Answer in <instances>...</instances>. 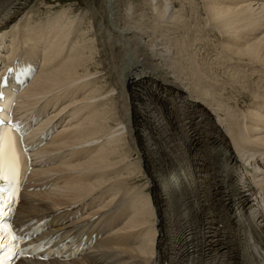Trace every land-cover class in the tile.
Returning a JSON list of instances; mask_svg holds the SVG:
<instances>
[{
	"label": "bare ground",
	"instance_id": "1",
	"mask_svg": "<svg viewBox=\"0 0 264 264\" xmlns=\"http://www.w3.org/2000/svg\"><path fill=\"white\" fill-rule=\"evenodd\" d=\"M35 1L0 0V44L3 45L0 58L11 59L8 66L16 59L21 64L41 60L40 69L22 93L18 108L25 113L42 102L44 109L52 108L53 116L42 120L31 134L35 137L51 127L56 129L50 142L36 156L38 161L49 158L58 162L35 176L48 177L53 183L52 189L23 194L17 217L23 222L60 207L82 203L100 193L93 203L99 202V210L111 209L104 212L107 216L110 214L108 220L122 212L118 221H107L108 224L123 219L125 222L84 258L69 263L25 259L18 264H168L171 238L182 232L192 247L204 243L208 220L213 227L219 225L222 229L223 248L217 252V264H264V254L261 253L262 257L257 251L258 246L264 249V0H200L206 8L204 27L213 24L217 31L212 35L197 31L195 35L201 37L192 47L193 25L185 24L189 21L182 22L180 18L189 20L194 10L192 15L182 12L183 15L170 16L169 24L176 21L175 27L184 31L175 41L178 47H174L173 39H168V33L166 37L159 34L161 27L153 25L154 20L148 30L131 25L117 30V26L111 25L120 42L109 38L101 47H118L124 52V65H120L117 74L113 71L115 85L112 83L110 91L116 94L108 99L104 88L97 90L96 87L80 101L75 97L96 85L99 79L92 78L93 73L88 71L94 60L90 59V49L95 41H85V32L76 45L77 41L73 43L72 38L76 19L71 18L70 11L41 18L36 16ZM114 1L104 3L109 25L116 15L114 9L119 8V3L116 6L117 1ZM191 1L185 0L189 5L193 4ZM148 3L145 1L144 5L149 7L150 16H154L159 8H152L153 4ZM163 3L173 10L166 6L158 15L178 12L167 0ZM196 18L197 25L203 21L199 14ZM126 20H129L128 14ZM70 23L73 35L68 41L72 45L68 51ZM101 31L112 35L106 28L98 33ZM203 37H207L206 40ZM210 37L221 43L215 42L221 46L216 54L214 50L213 54L206 50L208 48L206 54L202 53L197 47L204 42L209 46ZM25 45L28 48L24 53L15 56ZM186 45L190 47L184 49ZM196 60H203L205 69L197 65ZM223 65L227 68L226 75L237 77L232 80L248 93L241 97L249 102L247 107L243 105L244 109L239 107L238 101L230 102V98L223 97L224 85L222 94L216 97V87L223 83L203 79ZM198 79L203 82L199 83ZM49 96L50 101H46ZM64 101L68 103L60 109ZM57 104L58 108H53ZM98 106L101 109L98 110ZM62 114L67 120L62 121ZM110 122L114 125H109ZM124 141L127 149L130 148L128 157L116 150ZM133 154L137 155L141 167L138 176L134 175L137 170L131 163ZM199 156L206 160V165ZM200 169L207 174L205 179H201ZM124 171L129 172L124 176ZM143 179L146 184L136 187ZM63 227L50 228L41 237ZM250 236L258 246H253ZM221 257L224 260L219 262ZM204 260L199 257L184 264H207Z\"/></svg>",
	"mask_w": 264,
	"mask_h": 264
},
{
	"label": "rangeland",
	"instance_id": "2",
	"mask_svg": "<svg viewBox=\"0 0 264 264\" xmlns=\"http://www.w3.org/2000/svg\"><path fill=\"white\" fill-rule=\"evenodd\" d=\"M114 1V0H113ZM117 1V3H116V6H117V4L119 3V8H117V9H114V13L116 14L115 16H114V22H115V19H117L116 20V23H117V25H116V23H114L113 21H112V23L109 25L108 23H107V16H108V14H106L107 12H108V10L105 8L106 7V5H107V3H106V0H36L35 1V12H36V16H39V17H41V18H44V17H46V16H53V15H50V14H55V15H57V14H59L58 12H61V11H63V10H69L70 12V16H71V18L74 20V19H76V22L74 21L73 22V27H74V35H73V32L71 31V23H70V30H69V32H71V33H68V36H67V43H66V46H67V49L66 50H68V51H70V49L72 48V45L68 42L70 39H71V36H72V38H74V40L75 41H73V43H75L76 41H77V43H76V45H79V42H80V40L82 39L80 36H82V34L83 33H85V32H87L86 33V40L85 41H92L93 40V44H92V42L90 43H88L89 45H91V46H93V47H91L92 49H90L91 50V53H92V56L90 57V59L92 60V59H94L93 61H91L92 63H91V67H88V71L89 72H91V74L93 75L92 76V78H99L98 79V81H97V83H96V85H94L93 84V88L91 87V86H89V87H87V89H85V90H83V92L82 93H79L78 94V96L77 97H75L76 98V100L78 99L79 101L81 100V98L83 99L84 97H86L87 95H90V91L92 90V91H94L95 89H96V87H97V90H99L98 88H101V87H103L104 89H103V91H104V93H106L105 95H107V97H108V99L110 98V97H113L114 96V94H116V92H112V91H110L111 89V85H112V83H113V85H115L114 83V81H115V79H114V77H115V74H117V72H119V70H118V68L120 69V65H121V67L124 65V63H123V61H122V57H123V55H124V52H122V48L120 49H118V47L116 48V47H112V49L111 48H107L106 46L102 49V47H101V45H104V44H102V42H105L106 40H109V38H110V40L111 41H115L116 40V38H117V41H119L120 40V38H118L119 36L114 32L113 33V31H112V26L114 25V27L115 26H117V27H115L117 30L118 29H120L121 27L122 28H124V27H127L128 25V27H130V25H131V27H135V28H141V29H144V30H148L147 28H148V26L152 23V21L154 20L155 21V23L153 22L152 24L154 25H160V31L161 32H159V34L160 35H165V37H166V35L167 34H165V33H168V35H170V36H167L168 37V39H173L174 40V43H173V40L171 41V44H174V47H175V45H177L176 44V39L178 40V38L180 37V35H181V33H183L184 31H180V29L178 28V27H175L176 25H175V23H176V21L175 22H173L172 24H169V22H171L172 21V19L170 18V16H173V17H175L176 15L178 16L179 15V13H181V15H183V13L185 14V12H186V15H189V14H191L192 15V11L194 12L193 13V15L191 16V18L189 19V20H187L188 18L187 17H183V18H180V21H182V22H185V21H189V23H185V24H187V25H189V26H191V25H193V26H191V30L190 31H192L191 33H192V36H191V47L194 45V42H195V40L196 39H200V37H201V35H200V37H199V35L197 34V35H195L196 33H197V31H200V32H202V34H207V35H212L213 34V32L214 33H216V27H214V25L212 24V27H213V29H212V27H210V26H208V28L207 27H204V21H207V19H206V13H205V10H204V8H205V5H204V3H202V2H199L200 0H190L191 2H193V4H188L189 2H185V0H167L168 1V3H171L172 4V6L173 5H175V7H176V11H178L177 13H175V12H171L173 15H169V14H165V16L164 15H158L159 14V10L160 9H164V8H166V6L167 7H169V4H165V3H163L164 1H166V0H116ZM132 1V2H131ZM149 2V3H151L152 1V3L151 4H149V5H152L151 7L153 8V7H157V8H159V10L157 11V15L155 14L154 16H150V14H152L150 11H148L149 10V7H147L146 8V6L144 5V2ZM151 1V2H150ZM129 2V3H128ZM40 3H43V4H41V6L40 5H37V4H40ZM104 3L106 4L105 6H104ZM115 3V1L113 2V4ZM159 3V4H158ZM183 3V4H182ZM198 3V4H197ZM162 4V5H161ZM124 7H123V6ZM50 7V8H49ZM174 7V6H173ZM174 7V8H175ZM197 7V8H196ZM105 8V9H104ZM181 8V9H180ZM184 8V9H183ZM37 9H38V11H37ZM147 9V10H146ZM197 9V10H196ZM206 9V8H205ZM107 10V11H106ZM124 10H126V12L124 11ZM168 10H173V8H171V7H169L168 8ZM179 10H181L180 12H179ZM54 12H56V13H54ZM134 12V13H133ZM136 12V13H135ZM143 12H147L148 14H146V16L145 15H143L142 13ZM165 12V11H164ZM183 12V13H182ZM190 12V13H189ZM196 12V13H195ZM128 14V19L129 20H126L125 21V19H127V14ZM139 13H140V15H139ZM35 14V13H34ZM120 14V15H119ZM124 14H125V16H124ZM134 14V15H133ZM195 14V15H194ZM196 14H199V16H201L202 17V19H203V21L201 20L200 21V23H198V25L196 24ZM139 15V16H138ZM175 15V16H174ZM77 17V18H74V17ZM130 16V17H129ZM135 16H136V18H135ZM158 16V17H157ZM162 16H163V18H162ZM176 16V17H177ZM195 16V17H194ZM119 17V18H118ZM125 17V18H124ZM141 17V18H140ZM146 17V18H145ZM149 17L151 18V19H149ZM162 19H161V18ZM204 17V18H203ZM133 18V19H132ZM169 18V19H168ZM79 19V20H78ZM138 19H140V21L138 20ZM143 19H145V21L143 20ZM186 19V20H185ZM137 22H136V21ZM143 20V21H142ZM147 20V21H146ZM195 20V22H193V21ZM35 21H38V18L36 17V19H35ZM142 21V22H141ZM126 22V23H125ZM129 22H131V24H129ZM192 22V23H191ZM203 22V23H202ZM77 23V24H76ZM79 23V24H78ZM124 23V24H123ZM128 23V24H127ZM134 23V24H133ZM135 23L137 24L136 26H135ZM142 23V24H141ZM194 23V24H193ZM75 24V25H74ZM144 24V25H143ZM77 25H78V27H77ZM112 25V26H111ZM123 25H126V26H123ZM134 25V26H133ZM195 25L197 26V27H195ZM141 26V27H140ZM145 26H147V27H145ZM173 27V28H171V30H169L167 27ZM16 26H13V28H15ZM204 27V28H203ZM87 28V29H86ZM99 28H101L100 30H104V28H106V29H108L109 30V32H111V36H108V35H106V34H104L103 33V31H101V33H98V32H100V30H99ZM103 28V29H102ZM175 28V30L178 28V30H176V32H175V30H173ZM190 28V27H189ZM166 29V30H165ZM194 29V30H193ZM201 29H204V30H202L201 31ZM211 29H212V31H211ZM98 30V31H97ZM121 30V29H120ZM151 30V29H150ZM168 31V32H164V31ZM210 30V32H208ZM163 31V32H162ZM173 31H174V33H173ZM172 32V33H171ZM178 32V33H177ZM181 32V33H180ZM163 33V34H162ZM171 33V34H170ZM104 34V35H103ZM178 34V35H177ZM173 35V36H172ZM84 36V35H83ZM174 36H176V37H174ZM216 37H217V35H215ZM164 37V38H165ZM170 37V38H169ZM178 37V38H177ZM196 37V38H195ZM79 38H81V39H79ZM204 38V40H206V38L207 37H203ZM98 39H100V40H98ZM115 39V40H114ZM166 39V38H165ZM210 39V41H211V43L209 44V46H207V43L208 42H204V43H202V45H204V46H202V45H199L198 43L199 42H197V47L199 46L200 47V50H202V53H205V52H208V51H210L211 53H212V50H214L213 52L216 54V51L218 50V48H221V46H217V43L218 44H220L221 45V43L217 40L216 41V38H214V37H210L209 38ZM218 39V38H217ZM78 40H79V42H78ZM85 41H84V43H85ZM166 42H167V39L165 40ZM201 41V40H200ZM120 42V41H119ZM215 42H217V43H215ZM74 45V44H73ZM201 46H202V49H201ZM8 47V46H7ZM176 47H178V45L176 46ZM190 47V46H189ZM188 47V45H186L185 47H184V49H188L189 48ZM205 47V48H204ZM95 48V49H94ZM206 48H208V49H206ZM210 48H211V50H210ZM214 48V49H213ZM208 50V51H206V50ZM93 50V51H92ZM112 51V52H110V51ZM193 50V49H192ZM191 50V48L189 49V51H191L192 53L194 52V51H192ZM108 51V52H107ZM97 52V53H96ZM120 52V53H119ZM222 52V51H221ZM219 53L220 54V57H222V55H224L223 54V52L222 53ZM225 52V51H224ZM93 53H96L95 55L93 54ZM109 53V54H108ZM119 53V54H118ZM226 53H228V52H226ZM206 54V53H205ZM213 54V53H212ZM214 54V55H215ZM229 54V53H228ZM110 55V56H109ZM113 55V56H112ZM230 55V54H229ZM94 56V57H93ZM216 56V55H215ZM232 56V55H231ZM230 56V57H231ZM113 58V60H111V59ZM232 58V57H231ZM106 59V60H105ZM116 59V60H115ZM203 60H204V54H203ZM203 60H196V64L198 65H200V67H203V69H205V67L203 66V63H204V61ZM104 61V62H103ZM122 61V62H121ZM124 61H125V59H124ZM200 61V62H199ZM115 62V63H114ZM102 63H103V65H102ZM123 63V64H122ZM211 63V62H210ZM126 64V63H125ZM117 68V69H115L114 68V66ZM112 66H113V68H112ZM224 67H225V65H223ZM223 66H220L219 68H217V69H215V70H213V72H211V74L209 75V76H211V78L208 76V75H206L207 77H205V78H203L204 80L206 79L207 80V82L210 80V82H211V80H216V81H219L220 82V84H222L221 86H218V87H216V92H215V95H216V97H218V95L221 93L222 94V91H221V88L223 87L224 88V86H225V89H224V91H223V93H226V94H223L222 96L223 97H225V98H230L229 100H230V102H232V100H236V101H238L239 102V107L240 108H243L244 109V106L243 105H245L246 107H247V103H249V102H247L246 100H247V98H244V99H241V97L242 96H244V95H246L247 96V94L248 93H246V91H245V89H241V87H239L240 85H239V83H237L236 84V82L235 81H233L232 79H234L235 80V78H237V77H234L233 78V76L231 77L230 75V73H227V75H229L230 77H231V79H230V77L229 76H227L226 75V70H227V68L225 69ZM98 67V68H97ZM102 67V68H101ZM182 67H184V66H182ZM187 67H189V66H187ZM197 67V66H196ZM222 67H223V69H222ZM93 68V69H92ZM90 69V70H89ZM113 69V70H112ZM239 70H241V68H238ZM242 69H244V68H242ZM219 70V71H218ZM250 70V69H249ZM94 71H96L97 72V74L94 72ZM112 71V72H111ZM113 71H114V73H113ZM218 73H217V72ZM49 72V71H48ZM216 72V73H215ZM220 72H221V74H222V76H221V74H220ZM223 72H225V74L223 73ZM94 73H95V75H94ZM113 74V75H112ZM194 75H197L196 73H193ZM212 74H214V75H212ZM236 76H237V72H235L234 73ZM112 75V76H111ZM224 75V76H223ZM225 75H226V77H225ZM110 76H111V78L112 79H110ZM109 77V78H108ZM216 77V78H215ZM224 78V80H223V78ZM227 77H229V78H227ZM116 78V77H115ZM210 78V79H209ZM218 78V79H217ZM219 78H221V79H219ZM108 79V80H107ZM114 79V80H113ZM194 80H197V78H195ZM202 79H198V82L200 83V82H203V81H201ZM222 80V81H221ZM106 81H109V84H107L106 83ZM230 81H231V83H230ZM233 82V83H232ZM234 82H235V84H234ZM208 84V83H207ZM227 84H228V86H227ZM231 86H230V85ZM234 86H233V85ZM108 85V86H107ZM224 85V86H223ZM244 85V84H243ZM242 85V86H243ZM98 86H100V87H98ZM211 85H209V87H210ZM230 86V87H229ZM236 86H238V87H236ZM220 87V88H219ZM234 89H233V88ZM238 88V89H237ZM94 89V90H93ZM231 90H232V92H231ZM235 90V91H234ZM238 90V91H237ZM239 90H241V91H239ZM91 91V92H92ZM221 91V92H220ZM226 91V92H225ZM227 91H230L229 93L227 92ZM85 92V93H84ZM219 92V93H218ZM87 93V94H86ZM89 93V94H88ZM218 93V94H217ZM228 93V94H227ZM242 93V95H238V94H241ZM84 96V97H83ZM220 96V95H219ZM237 96V97H236ZM240 96V97H239ZM80 98V99H79ZM221 98V97H220ZM234 98V99H233ZM241 99V100H239V99ZM238 99V100H237ZM77 100V101H78ZM66 102V103H65ZM110 102V101H109ZM68 102L67 101H64V104H63V102H62V104H61V106H60V109H61V107L63 108V106L65 105V104H67ZM111 103V102H110ZM100 104V103H99ZM108 104V103H107ZM111 105H113L112 103H111ZM242 105V106H241ZM101 107H102V105H101ZM99 109H101L100 108V106H98V110ZM49 114V113H48ZM60 117H62L63 119H62V121L64 120L65 121V119L67 118V116L66 115H60ZM67 120V119H66ZM80 124V123H79ZM109 125H114L113 124V122H110V123H108ZM116 124V123H115ZM117 125H120V127H123V125L122 124H117ZM124 128V127H123ZM125 131V130H124ZM126 132V131H125ZM117 151H118V153H120V155H122V154H124V153H126V157H128L129 156V153L128 152H130V148H128L127 149V147L125 146V141L124 142H122V143H119V145H118V149H116ZM121 150V151H120ZM128 153V154H127ZM133 156H134V154H133ZM137 158V155L136 156H134V157H132L131 159L134 161V162H131L132 164H134L135 166H136V170H137V172H135L136 174H134L135 176H138L137 174H139L138 172H139V168H141L140 167V165H139V162H138V159H136ZM128 161H129V159H127V161H126V163H128ZM136 163H137V165H136ZM125 172V173H124ZM123 172V174H124V176L126 175V173H128L127 171H124ZM144 180V179H143ZM144 184H146V181L144 180L143 182H141V183H139V184H137L136 185V187L137 186H141V185H144Z\"/></svg>",
	"mask_w": 264,
	"mask_h": 264
},
{
	"label": "snow or ice",
	"instance_id": "3",
	"mask_svg": "<svg viewBox=\"0 0 264 264\" xmlns=\"http://www.w3.org/2000/svg\"><path fill=\"white\" fill-rule=\"evenodd\" d=\"M17 176L16 157L10 150L6 151L3 142L0 141V180H7L12 184H16ZM0 191H3V189H0ZM15 195L16 193L13 192L14 197ZM4 238H6V236ZM0 243H2V240H0Z\"/></svg>",
	"mask_w": 264,
	"mask_h": 264
}]
</instances>
